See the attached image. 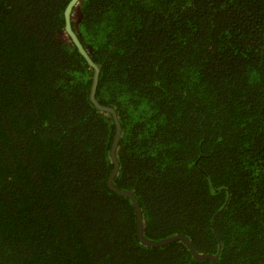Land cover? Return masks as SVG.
I'll use <instances>...</instances> for the list:
<instances>
[{
	"label": "trees",
	"instance_id": "16d2710c",
	"mask_svg": "<svg viewBox=\"0 0 264 264\" xmlns=\"http://www.w3.org/2000/svg\"><path fill=\"white\" fill-rule=\"evenodd\" d=\"M70 0H0V264H210L143 245ZM143 236L264 264V0H79ZM219 236V240L214 233Z\"/></svg>",
	"mask_w": 264,
	"mask_h": 264
},
{
	"label": "water",
	"instance_id": "95a60500",
	"mask_svg": "<svg viewBox=\"0 0 264 264\" xmlns=\"http://www.w3.org/2000/svg\"><path fill=\"white\" fill-rule=\"evenodd\" d=\"M78 1L79 0H70L69 4L67 5V7L64 11L65 33H66L67 37H69V39L72 42V44L74 45V47L78 50L79 54L84 58V60L88 64V66L93 69L92 84H91L90 94H89L90 102L93 104V106L96 110H99V111L104 112L106 114H110L112 119H113V123L115 125L114 138H113L112 145H111L110 152H109L111 162L113 164V168H112V170L109 174V177L107 179V182H106L107 187L111 191H113L115 194L122 196V197H126V198L130 199V201L132 202V205H133V208L135 211V215H136V219H137V237L143 245L148 246V247H160V246H164V245H167L169 243H172L174 241H181L187 246L192 257L196 261L209 260L210 264H216L217 260H218V253L220 251L221 246H219V250H218V253L216 255H210V254L198 253L194 249V247L190 243V241L185 236H182V235L173 236V237L166 238V239H163L160 241L147 240L143 236L142 214H141V210L139 208V205H138L136 198L134 197L132 192L121 191L120 189H118L113 184V180H114V178L118 172V167H119V163H118V160L116 157V151H117L119 140L121 137V128H120V123H119L118 118L116 116L115 110L112 108L100 105L97 102V100L95 99V92H96V86L98 83V76H99V72H100V67L92 62L91 58L89 57L88 53L85 51L83 46L81 45L80 41L78 40L75 32L72 30V27H71V19H73V20L76 19L75 11H73V9L77 6ZM214 233L219 240V236L215 230H214Z\"/></svg>",
	"mask_w": 264,
	"mask_h": 264
}]
</instances>
